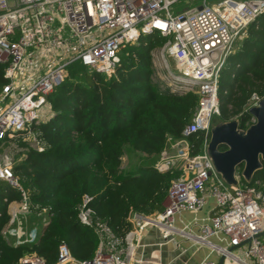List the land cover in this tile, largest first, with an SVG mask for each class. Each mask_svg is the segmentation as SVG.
Instances as JSON below:
<instances>
[{
    "label": "built area",
    "instance_id": "obj_1",
    "mask_svg": "<svg viewBox=\"0 0 264 264\" xmlns=\"http://www.w3.org/2000/svg\"><path fill=\"white\" fill-rule=\"evenodd\" d=\"M0 0V65L4 82L0 88V179L20 193L12 206L7 202L9 226L15 241L29 213L28 198L12 174V167L29 149L40 152L42 141L32 125L52 117L48 95L67 77V65L78 62L93 78L115 76L123 58L137 59L131 47L144 36H161L149 50L153 68L165 70L166 89L193 91L197 105L189 123L176 140L167 139L152 166L158 171L175 170L161 211L144 215L129 210V229L117 237L103 221L94 218L83 195L77 206L78 221L90 227L97 240L90 260H75L61 241L53 264H133L138 240L147 226L166 239L178 234L205 245L217 260L198 264H264V180L241 181L235 170L228 184L214 168L206 152L210 117L217 116V76L233 45L247 25L264 11V0ZM128 48L120 57L121 50ZM170 58V61L168 60ZM262 96L251 93L242 111L258 106ZM249 114V113H248ZM236 120V118H234ZM248 124L255 122L249 114ZM237 121V120H236ZM248 125V126H249ZM245 130V129H243ZM202 132L201 149L190 152L189 134ZM208 198L214 210L207 222L176 228L174 215L202 209ZM5 200V199H4ZM21 214L19 220L17 215ZM32 214L44 215L46 209ZM15 223V224H14ZM214 237L217 241H212ZM13 264H46L35 253H26Z\"/></svg>",
    "mask_w": 264,
    "mask_h": 264
},
{
    "label": "trees",
    "instance_id": "obj_2",
    "mask_svg": "<svg viewBox=\"0 0 264 264\" xmlns=\"http://www.w3.org/2000/svg\"><path fill=\"white\" fill-rule=\"evenodd\" d=\"M162 39L142 37L131 47L137 59L123 58L115 76L108 79L90 78L78 65L72 74L67 71L73 80L65 79L48 95L52 117L32 125L44 149H29L12 167L13 177L28 198V215L46 209V218L19 242L8 228L3 234L9 218L7 202L18 201L20 193L0 179V264H13L31 252L53 264L61 241L75 260H90L97 240L93 230L77 218L83 195L90 197L88 206L94 218L105 222L117 237H123L130 227L129 210L144 215L162 210L170 180L177 172L158 171L152 163L167 139L180 137L198 101L193 91L159 89L149 81V50ZM2 73L0 65V88ZM216 83L218 122L236 118L237 128L246 129L249 114L242 111L243 106L251 93L264 96V11L235 42ZM202 138V132L188 135L191 153L200 151ZM124 148L151 162L121 171ZM254 180H264V161L248 180L241 178L245 184ZM17 218L21 220L22 215Z\"/></svg>",
    "mask_w": 264,
    "mask_h": 264
},
{
    "label": "water",
    "instance_id": "obj_3",
    "mask_svg": "<svg viewBox=\"0 0 264 264\" xmlns=\"http://www.w3.org/2000/svg\"><path fill=\"white\" fill-rule=\"evenodd\" d=\"M248 113L254 116L255 122L245 130L237 128L235 119L218 122L209 129L206 152L214 168L228 184L235 183L233 174L236 167L241 166V175L248 180L264 161V96L258 106L251 107ZM220 146L224 149L220 150ZM221 261L220 257L218 264ZM67 264L77 263L72 261Z\"/></svg>",
    "mask_w": 264,
    "mask_h": 264
},
{
    "label": "crops",
    "instance_id": "obj_4",
    "mask_svg": "<svg viewBox=\"0 0 264 264\" xmlns=\"http://www.w3.org/2000/svg\"><path fill=\"white\" fill-rule=\"evenodd\" d=\"M16 203L17 201L11 202L12 206ZM9 206L7 204V209ZM213 210V200L208 198L202 209L196 212L182 211L174 215L173 225L176 228L186 226L190 233L196 234L197 224L207 222ZM210 239L217 241L214 237ZM135 259L133 264H198L202 259L217 260V257L205 245L197 244L178 234L164 239L160 236L158 229L147 226L138 240Z\"/></svg>",
    "mask_w": 264,
    "mask_h": 264
},
{
    "label": "rangeland",
    "instance_id": "obj_5",
    "mask_svg": "<svg viewBox=\"0 0 264 264\" xmlns=\"http://www.w3.org/2000/svg\"><path fill=\"white\" fill-rule=\"evenodd\" d=\"M206 1L211 2V1H215V0H206ZM8 2H10V0H8ZM184 2H185V0H179L175 5L177 6L178 9H180L181 7H183ZM198 2H199V0L197 2H195L194 4H198ZM245 34H246V30H245L244 34H242L238 38V40L242 39L245 36ZM125 50L126 51L128 50V48H126V46L124 49L121 50V53H120L121 58H122V55H124ZM168 60L170 61V58H168ZM78 65L80 66V64L78 62H72V63L68 64L67 65V71L69 72V74H72L70 72L75 70ZM149 69H150V72L148 75L149 81L152 82L153 84H155L159 89H166V87L163 85V83L160 79L162 74L165 72V70L161 71V69H159V68H153L151 66V64H150ZM82 77H84V76H82ZM66 79L71 80V81L73 80L68 74H67ZM81 80H83L84 82H87V80L84 78H82ZM209 123H210V126H214L215 124L218 123V120L215 116H211ZM168 146H169L168 143L165 144V148H167ZM150 162H151L150 159H148L144 155H142L140 153H136L134 151H131L127 148H124L119 167H120L121 171L125 172L128 170H133L137 167L148 165V163H150ZM249 184H252V182ZM25 219H26V222L22 223V225H21L22 229H20V232L17 235L19 241H21V239H23L24 236L27 235L28 231L42 225L45 221L44 215H40V214H31V215L29 214V215H26L23 220H25ZM11 229H12V227H8L7 232L9 233V235L11 237L15 238Z\"/></svg>",
    "mask_w": 264,
    "mask_h": 264
}]
</instances>
